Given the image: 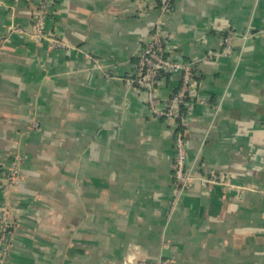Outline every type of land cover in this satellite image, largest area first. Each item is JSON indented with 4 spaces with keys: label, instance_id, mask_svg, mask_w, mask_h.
Returning a JSON list of instances; mask_svg holds the SVG:
<instances>
[{
    "label": "crops",
    "instance_id": "crops-1",
    "mask_svg": "<svg viewBox=\"0 0 264 264\" xmlns=\"http://www.w3.org/2000/svg\"><path fill=\"white\" fill-rule=\"evenodd\" d=\"M158 2L58 0L45 33L65 46L51 49L11 30L31 31L40 0H0L4 264H264V0H175L163 15L169 56L202 61L188 165L221 180L194 182L172 214L174 128L127 83ZM178 86L157 84L159 107Z\"/></svg>",
    "mask_w": 264,
    "mask_h": 264
},
{
    "label": "built area",
    "instance_id": "built-area-1",
    "mask_svg": "<svg viewBox=\"0 0 264 264\" xmlns=\"http://www.w3.org/2000/svg\"><path fill=\"white\" fill-rule=\"evenodd\" d=\"M58 0H40L37 10L34 12V23L30 32L11 27L12 32L26 34L41 41L47 40L51 49L64 47L65 44L55 37H49L45 33L46 17L50 9L55 6ZM172 0H160L161 17L153 24L151 33L138 54V62L134 73L127 80L131 87H135L146 94L151 112L158 118L164 119L167 124L174 128L175 134V158H174V179L175 195L171 208V214L182 201L185 193L191 188L194 182L200 180L203 183H220V178H204L197 176L193 167L188 165L187 139L190 127L189 112L183 113L182 107L194 106L199 102L198 87L199 82L195 79L199 76L201 60L180 61L174 60L169 55L170 41L172 36L166 29V21L163 18L171 6ZM12 16V15H11ZM249 35V34H246ZM232 36L225 40L230 43ZM217 55V54H216ZM215 54H210L207 58H213ZM225 55V52L223 53ZM100 67V65H98ZM179 74L181 84L179 90L173 94L163 108L159 107V99L156 95V86L159 83L161 73ZM188 100H191L188 102ZM37 127V125L35 126ZM176 129V130H175ZM26 156L16 155L11 166L3 172L1 183L4 195L7 196L17 188L23 179V165ZM13 221L10 217L7 206L0 209V264H4L12 247L13 241ZM137 264H149L148 262H138ZM151 264V263H150ZM153 264H172L170 260H159Z\"/></svg>",
    "mask_w": 264,
    "mask_h": 264
},
{
    "label": "trees",
    "instance_id": "trees-1",
    "mask_svg": "<svg viewBox=\"0 0 264 264\" xmlns=\"http://www.w3.org/2000/svg\"><path fill=\"white\" fill-rule=\"evenodd\" d=\"M174 2H175V0H172L171 1V6H170V10L172 9V7H173V5H174ZM158 4H159V7H160V0H159V2H158ZM160 9V8H159ZM169 10V11H170ZM166 56L167 57H169V55L168 54H166ZM138 60V59H137ZM189 61V60H188ZM136 62H138V61H136ZM137 64V63H136ZM199 73V76L198 77H196L195 79L199 82V80H200V72H198ZM176 75H178L179 76V86H178V89L174 92V94L179 90V87H180V84H181V76L179 75V74H176ZM167 76H173V74H167V73H164V72H162L161 73V76H160V78H159V82L163 79V78H165V77H167ZM191 100H188V102H190ZM182 111H183V113L184 114H186L187 113V111L189 112V108L188 107H182ZM176 130V129H175ZM174 139H175V135H174Z\"/></svg>",
    "mask_w": 264,
    "mask_h": 264
}]
</instances>
